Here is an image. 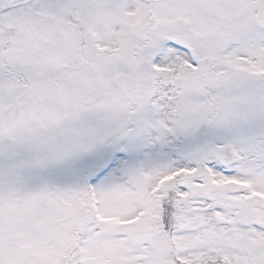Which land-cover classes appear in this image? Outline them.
<instances>
[{
	"label": "snow or ice",
	"instance_id": "1",
	"mask_svg": "<svg viewBox=\"0 0 264 264\" xmlns=\"http://www.w3.org/2000/svg\"><path fill=\"white\" fill-rule=\"evenodd\" d=\"M0 264H264V0H0Z\"/></svg>",
	"mask_w": 264,
	"mask_h": 264
}]
</instances>
